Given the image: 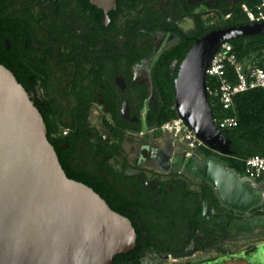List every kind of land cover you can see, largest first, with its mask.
Instances as JSON below:
<instances>
[{
    "label": "flooded vegetation",
    "instance_id": "af4514ba",
    "mask_svg": "<svg viewBox=\"0 0 264 264\" xmlns=\"http://www.w3.org/2000/svg\"><path fill=\"white\" fill-rule=\"evenodd\" d=\"M236 4L0 0V65L24 88L47 133L55 130L61 167L107 185L110 204L126 215L110 209L139 231L132 251L144 249L135 264L233 262L240 241L262 228L240 224L261 216L263 202L246 214L231 210L205 181L216 152L187 157L184 143L148 125L160 106L154 75L162 55L195 41L203 23L217 25Z\"/></svg>",
    "mask_w": 264,
    "mask_h": 264
},
{
    "label": "water",
    "instance_id": "95a60500",
    "mask_svg": "<svg viewBox=\"0 0 264 264\" xmlns=\"http://www.w3.org/2000/svg\"><path fill=\"white\" fill-rule=\"evenodd\" d=\"M263 34L264 22L210 31L195 40L178 66V118L220 155L232 151L230 140L214 125L205 70L223 43ZM213 35L211 48L198 57L199 47ZM204 170L205 181L223 206L246 214L261 203L264 182L261 190L253 189L249 178L216 158H210ZM240 226L243 231L263 227L264 218ZM135 240L127 218L112 211L90 187L66 176L40 113L13 74L0 65V264H111L117 254L132 250Z\"/></svg>",
    "mask_w": 264,
    "mask_h": 264
},
{
    "label": "trees",
    "instance_id": "16d2710c",
    "mask_svg": "<svg viewBox=\"0 0 264 264\" xmlns=\"http://www.w3.org/2000/svg\"><path fill=\"white\" fill-rule=\"evenodd\" d=\"M259 0H245L244 4L253 9ZM222 22L214 26V19L211 23L202 24L201 31L196 32L195 36L200 39L210 31L224 29L232 26H240L250 24L247 20L240 4H237L233 10L227 8L222 11ZM195 41L185 40L183 43L167 50L158 63L157 72L154 75V83L157 89V95L160 100L159 110H157L152 119H148V125L157 124L161 126L163 123L178 119V114L174 108V79L178 71V67L173 71L170 69L171 63L176 60L177 64L181 63L188 50L193 46ZM233 47V51L241 62L246 64H260L264 58V34L241 36L227 41ZM227 75L232 76L231 69L227 68ZM206 87L215 90L217 79L205 77ZM207 101L210 106L214 123L217 125L218 119L231 116L236 119V126L230 129H221L224 137L230 140V155H216L219 161L223 162L229 169L235 173L244 176L246 171V160L252 156L258 155L264 157V89H254L243 93H239L233 97L232 108L228 111L222 109L219 99L215 96L214 91L207 94ZM53 128L48 127L47 139L52 144L51 134L54 133ZM74 145V144H73ZM197 151L205 153L207 156L214 154L205 144L197 148ZM66 176L69 179L83 183L90 187L94 192L99 194L105 200L110 208H114L109 200L107 185L98 187L81 177L74 176L67 172L62 166ZM105 184V183H104ZM112 209V210H113ZM120 214L126 215L125 212L117 210ZM132 219V218H131ZM139 234V231H136ZM139 236V235H138ZM142 238L138 237V245L142 244ZM149 246L150 243L145 244ZM144 248H138L129 251L126 254H118L113 258L111 264H135L139 260L141 251Z\"/></svg>",
    "mask_w": 264,
    "mask_h": 264
},
{
    "label": "built area",
    "instance_id": "2783aa9c",
    "mask_svg": "<svg viewBox=\"0 0 264 264\" xmlns=\"http://www.w3.org/2000/svg\"><path fill=\"white\" fill-rule=\"evenodd\" d=\"M241 8L250 24L264 22V0H259L253 9H249L246 5H241ZM227 68L231 69L232 76L227 75ZM206 76L217 79L216 89L206 87L207 94L214 91L222 109L228 111L232 108L235 95L249 90L264 89V58L259 65L243 63L237 58L232 45L225 42L213 55L205 70ZM214 125L219 130L230 129L236 126V119L225 116L218 119L217 125L215 123ZM158 129L174 140L183 142L188 148L187 157L191 156V151L204 145L179 118L163 123ZM245 176L264 182V157L255 155L248 158Z\"/></svg>",
    "mask_w": 264,
    "mask_h": 264
},
{
    "label": "crops",
    "instance_id": "0c3cea01",
    "mask_svg": "<svg viewBox=\"0 0 264 264\" xmlns=\"http://www.w3.org/2000/svg\"><path fill=\"white\" fill-rule=\"evenodd\" d=\"M244 1L245 0H235L234 2L240 5H245ZM228 10L231 11L232 9H228ZM173 142L176 145L183 144V142L181 141L173 140ZM240 177L244 178L246 176L240 175ZM250 181L253 184L252 185L253 189L261 190L260 186H262V183L259 182V180L258 181L256 180L255 182L252 179H250ZM262 202L264 203V191L262 194V201L257 206H260ZM256 218H264V213L261 216H258ZM258 229L260 230V233L255 234V236L252 235L250 240H249V237H247V239L242 238L243 240H241L239 243L240 250L238 253H236L234 261L233 262L225 261L223 264H261L263 263L264 262V226L262 228H257L256 230Z\"/></svg>",
    "mask_w": 264,
    "mask_h": 264
},
{
    "label": "bare ground",
    "instance_id": "6f19581e",
    "mask_svg": "<svg viewBox=\"0 0 264 264\" xmlns=\"http://www.w3.org/2000/svg\"><path fill=\"white\" fill-rule=\"evenodd\" d=\"M215 35L212 38H208L203 42V44L199 47L197 55L198 57L204 56L207 51L211 48V45L214 43L216 39H214Z\"/></svg>",
    "mask_w": 264,
    "mask_h": 264
},
{
    "label": "rangeland",
    "instance_id": "374dc122",
    "mask_svg": "<svg viewBox=\"0 0 264 264\" xmlns=\"http://www.w3.org/2000/svg\"><path fill=\"white\" fill-rule=\"evenodd\" d=\"M149 258V257H148ZM261 264H264V262L263 263H261Z\"/></svg>",
    "mask_w": 264,
    "mask_h": 264
}]
</instances>
